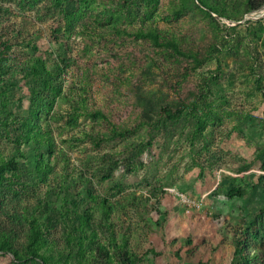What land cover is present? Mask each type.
<instances>
[{
    "label": "rangeland",
    "instance_id": "obj_1",
    "mask_svg": "<svg viewBox=\"0 0 264 264\" xmlns=\"http://www.w3.org/2000/svg\"><path fill=\"white\" fill-rule=\"evenodd\" d=\"M255 1L0 0V264H264Z\"/></svg>",
    "mask_w": 264,
    "mask_h": 264
},
{
    "label": "trees",
    "instance_id": "obj_2",
    "mask_svg": "<svg viewBox=\"0 0 264 264\" xmlns=\"http://www.w3.org/2000/svg\"><path fill=\"white\" fill-rule=\"evenodd\" d=\"M198 1L201 3H204L203 0H198ZM250 1L251 0H248V2H247V9H249V10L257 9L262 5V3L260 1H255V2H250ZM209 9H211V11H214L212 8H209ZM162 110H163V112H165L167 114H171V115L178 112V110H172V109L167 108V107H164ZM16 168H17V163L14 160H9V161H6L4 163H1L0 164V179L4 176L5 172L14 171ZM8 247H9V245H8L7 239H3L2 242H0V250L10 251L13 255V258H15L17 261H23V260L27 259V256H25V257L20 256L16 250H10ZM96 250H97L98 256L90 264H106V260L102 256L103 255L102 250H104V248L101 246H97ZM236 252H237V254H240L241 256H243L244 262L242 264H246L247 258L244 257L243 249L240 245L236 246ZM30 256L32 258L38 259L40 264H46V260H45L44 256L37 254L36 251L32 252L30 254Z\"/></svg>",
    "mask_w": 264,
    "mask_h": 264
}]
</instances>
